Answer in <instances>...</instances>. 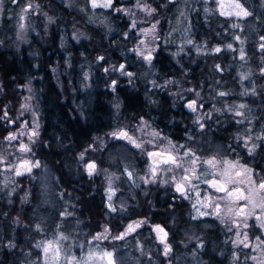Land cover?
<instances>
[{
    "label": "flooded vegetation",
    "instance_id": "obj_1",
    "mask_svg": "<svg viewBox=\"0 0 264 264\" xmlns=\"http://www.w3.org/2000/svg\"><path fill=\"white\" fill-rule=\"evenodd\" d=\"M141 2L150 5L152 8H157L156 12L162 14V22H160V26H158L157 29L161 27L163 28V31L162 33L156 32L159 39L157 40L158 47L153 53V62L158 59L157 55L162 54V59L159 62L165 61L167 65L166 67L169 68L170 63H175L172 59V42L167 43L166 41L168 39H173L172 41H175L176 37H170L172 20L176 16L181 5L185 4L184 13H188L190 20L185 22L184 31L182 37H180L182 42L181 45H183V55L194 56L196 58V64H193L191 59L188 61L184 59L182 61L184 64L175 63L181 77L186 78L185 71H190V68H193L196 69V72H192L195 75V78L191 80H193L196 85L197 83L200 84L204 81L206 86H217L219 81L214 79L207 80L205 79L206 76L201 74L200 69L202 63L205 62L207 56L216 57L217 55H222L226 56L225 62L227 68L233 70L235 67L234 56L240 55L239 49L242 47L245 55V59L242 61L246 62L245 66H242L243 71H245L243 76L247 75L250 77L243 80V84L245 83L248 88L252 90L248 97L239 95L237 97H225L229 103H233L235 102L234 100L237 99L247 101V120L243 123H236L237 118L235 116L232 117L227 114L215 113L214 108H212L213 102L210 100L216 97L217 93L222 90H216V95L211 93L210 97H207L209 101L207 102L205 109V113H212L211 119H208L210 122L207 124L210 128L206 129L205 127V129L201 131L197 130L194 125V133H196V137L193 138V129L185 126L186 114L191 115L190 113H192L186 109V104L193 99H191L192 97H186V89L184 92L183 90L177 91L178 84H168L165 87L167 90L170 88L176 90L164 91V94L166 95V98L164 99H167L166 101H168V103H172V109L171 112L167 113L169 117L166 115L165 117H161L162 120L159 117L157 121H155L156 125H161L160 128H156V131L160 133L161 137L165 138L157 141V145L159 147H168V142L171 141L172 144L177 146L183 145L184 148L192 147L202 160L213 156L216 157L217 160H219L218 158L223 157L231 159L235 158L240 165L254 170L253 179L257 183L264 180V141L255 140L256 136L264 135V73L261 71L264 69V66H262L260 70L261 79H253L250 74V69H248L247 66L251 51L248 46L249 42L243 34V32L248 29V21L251 18H253L252 28H256L260 20H264V6L258 5L255 0L250 1V6L245 2L239 1L252 13L249 17H240L239 19L236 16L229 17L227 15H221V12H223L221 11V1L218 4L217 0H196L192 2L176 0L175 3H169V0H141ZM113 7L131 9L135 15L137 12L143 13V11L135 8L136 0H114ZM108 14L114 19H112L114 27L116 29L120 27L122 28V31L117 30L116 32L109 33L105 28L99 27L100 33L97 34L96 39L100 40V44L102 45V48H99L102 50L99 56L104 57L103 61L99 60V63L97 64H90L89 55L90 51L93 49L90 48V34L88 32H86L87 38L83 39L81 43L75 44L72 42L69 47L66 46L65 48H61L58 45L57 40L60 39L62 35H66L67 32L66 34L60 32L55 36L54 40H56V42L52 49L49 50L50 55L54 56L55 60L58 59V56L69 55L73 52L80 55L81 59L83 58L82 65L77 63L72 64L70 67L71 69L69 70L61 68L64 74H66H61L62 76L64 75L67 77V72L71 73V89H66L64 93L62 90H60L61 92L59 91L53 77L52 72L55 65H50L48 68L50 69L51 76L55 82L50 91L52 99L51 114L53 117H57L58 115L63 117V122L57 118L54 119V132L58 128L59 123L64 125L73 137V141L71 142L73 144H69L65 150L85 151V162L95 161L97 166L101 169L100 174L91 177L88 176L85 169H82V175L79 178L71 179L69 182L70 191L67 193V196L62 198L63 201L67 198L64 202H66V210H70L71 213H73L72 222H81L84 229L88 232L100 230L102 226L101 222H103L100 210L108 211V200L106 198L104 176L102 175L104 167L106 165L114 166V164L115 166H120V162L123 163L122 151H128L131 153L132 158H138L139 164L142 166H144L147 161L151 163L148 156L145 158L142 157L141 159V155L138 153L140 152V149L134 148L123 139H115L110 135L119 130H126L129 131L130 134L133 133L136 136L135 130L139 125V120L137 121L134 119L135 114L138 111L150 110L151 108L147 104L148 97L146 96L148 94L147 88L150 81L138 79L137 75L138 70L144 69L147 65L142 59H137L136 53L132 51V49L138 44L136 39H142L144 37H142L140 32L136 30L138 28H131L130 19L132 16L124 12L114 13L113 11H110ZM118 21H120V26L117 28ZM234 24L238 25V27H233ZM125 34H127V38H125ZM237 34L241 36V39L243 38L242 41H244L242 44L233 39V35L235 36ZM68 35L70 36L69 33ZM186 39H191L193 44H187L185 42ZM261 41L263 40L261 39ZM203 42L206 43L204 52L201 51V44ZM235 42L237 43V46L234 48ZM217 43L223 44L224 46H226L225 44H232L233 49H236V51L228 49L226 46L221 52L215 53L213 49ZM261 44L263 43L258 44L260 51ZM107 54L109 56L108 58H106ZM262 55H264V52ZM120 64L125 65V69L131 71L133 76L128 77L122 75L119 71L113 70V66L118 67ZM31 67L37 68L35 65ZM152 67L153 66H151V68ZM105 68H108L109 71L105 72ZM237 69H239V67H237ZM23 71L25 74V83H27L28 79H30L31 76H34L37 72V70H34L32 74H29L27 73V70L24 69ZM38 72L41 74L42 78L46 77L43 72V67L39 68ZM189 76L191 77V75ZM87 78H89L88 81L91 79L89 84L91 82L93 83L92 89H90V87L87 89H81L83 80H87ZM113 80L116 81L114 91L110 87ZM181 82L183 88H185L186 83H188L187 79H183ZM79 84H81V86H79ZM45 87H47V85H45ZM231 88H234V90L237 88V91L242 88L239 80L232 82ZM89 89L92 91L90 92ZM212 92H214V90ZM179 93H181V95L184 94V98L187 100L185 105H183L184 102L180 101L181 95H179ZM229 93L233 95L231 91H229ZM235 94L236 93H234V95ZM219 102L220 101L218 100L216 101V103ZM170 115L178 118L176 119L177 121H175L174 118L172 121ZM71 120H73V122ZM249 129L251 130L250 132L248 131ZM206 131L213 136L221 132H224V134L227 135L231 134L233 136L232 139L236 141L234 145L236 153L232 156L230 152H219L217 149L218 144L206 142ZM247 135H251L253 140L260 145L252 155L248 154V149L244 147L243 141L237 139L238 137ZM55 138V146L57 149L60 147L58 141L59 138L57 136H55ZM192 138L195 142L194 144L190 143ZM184 148H180L179 151L183 152ZM148 150L156 149H153L151 146ZM112 156L113 159L111 158ZM196 167L198 169V174L200 175V180L196 182L198 184V191L200 192L199 199L204 200L206 197H211L214 200L216 196L220 195V193H216L214 189L210 188L208 184L203 182L204 180L212 178V170L208 165L201 164L200 162H197ZM136 186L137 190L140 191L138 192L140 194L139 197L144 198L145 196H155L157 206L161 205L167 207L168 205H172L173 207L183 209L186 205H189L191 208V205H193L191 200H197L195 193H192L189 198L185 199L180 193L175 191L173 186L170 188H163L157 185ZM152 190L155 192L154 194L151 193ZM223 205L224 202H221V207H223ZM116 206L120 205L116 204ZM200 211L207 213L203 216H198V214L196 216V219L202 221V226H207L209 229L220 228L223 230L224 227L227 229V226L224 225L225 222L221 223L220 219L212 213L211 204H209L208 207L201 208ZM117 212H119V210L113 213L115 214ZM156 223L160 224V226L168 233V229L163 223L160 221H157ZM207 223L210 225H206ZM248 225L249 227L242 228V230L247 232L261 231V227L259 226V222L255 219V216L248 219ZM166 242H169L168 239Z\"/></svg>",
    "mask_w": 264,
    "mask_h": 264
},
{
    "label": "trees",
    "instance_id": "obj_2",
    "mask_svg": "<svg viewBox=\"0 0 264 264\" xmlns=\"http://www.w3.org/2000/svg\"><path fill=\"white\" fill-rule=\"evenodd\" d=\"M250 6V1L253 0H240ZM258 5L264 6V0H255ZM34 4L38 6L40 13L36 15L35 21L38 25L43 24L45 15L49 16L52 20V24L49 27V31L41 29L42 34H46L45 45L39 47L36 42L28 45L20 50L9 47V44L5 41H0V110L7 111L8 117L6 119H0V146L6 144V137L11 133L21 128V116L19 115L22 103H23V90L24 86V69L29 74H32L34 70L43 67V72L46 77L42 78L47 87L41 94V107L43 111L44 127L40 136V141L36 142L34 146V152L37 158L46 160L55 169L58 181L55 183L57 191H63L67 194L70 191L69 182L72 178H79L77 175L69 173L66 169L65 157L67 160H74V150L72 153H68L62 149L65 145L73 144V137L69 133L64 125L58 124V128L54 132V119L62 120V116H52L51 114V88L55 82L51 76V71L48 68L55 62V57L50 55L49 50L54 46V38L60 32H68L71 27H79L85 32L90 34V62L93 64L99 63L97 57L102 52V45L100 40L96 39L98 33H100L99 26L90 23L86 20L85 14L79 9L69 7L59 0H32ZM250 8V7H249ZM157 9V8H154ZM160 9V8H159ZM44 12L45 14L43 15ZM39 16V17H37ZM162 14L155 12L149 16L147 13L137 12L131 19L136 20L137 26L151 27L152 24H160ZM118 19V17H117ZM240 19V18H239ZM253 18L248 21V29L243 34L245 35L248 46L250 48L249 60L247 61L248 69L253 79L259 80L261 67L264 66V50H259L258 44L263 43L261 36L264 37V20L258 23L256 28H252ZM244 21V20H243ZM120 21L117 23V28L120 26ZM251 27V28H250ZM138 28V27H137ZM118 31H122V28H118ZM138 30V29H136ZM163 28L159 27L157 32L162 33ZM100 44V45H99ZM101 46V47H100ZM70 55V54H69ZM71 56L80 59V55L76 52ZM163 55H157L158 59L152 62V68L146 66L144 69L138 70V79L147 80L150 78L152 71H157L156 79H163L159 77H179V72L175 63H170L169 68L166 67V62L161 61ZM61 57V56H58ZM108 54L106 58H108ZM226 56L217 55L216 57L207 56L200 72L203 76H206L207 80L219 81L217 86L207 85V87L214 90L213 95H216V90L231 91L232 82L237 81L236 69L237 67L245 66L246 62L242 61L238 55L234 56L235 67L233 70L227 68L225 62ZM238 63V66H237ZM25 65V67H24ZM37 66L32 68L31 66ZM219 65V69H217ZM34 69V70H33ZM195 75L191 74V79H194ZM188 84V83H187ZM44 88V87H43ZM203 99L207 97V92H202ZM186 97L191 98L195 95H189L185 92ZM147 104L150 106V110L138 111L135 114V120L145 118L151 126L160 128L161 125H156L155 121L160 117H165L168 112H171L172 103H168L164 98L166 95L164 91L160 93H148ZM237 97V94L230 95ZM3 111H0V116L3 115ZM171 116V115H170ZM172 117V116H171ZM61 118V119H60ZM177 121L176 117H172ZM14 121L9 123L8 121ZM162 120V119H161ZM160 120V121H161ZM73 122V120H71ZM171 121V122H172ZM63 122V120H62ZM185 126L193 129L192 136L196 137L195 126L190 120V115L186 114ZM209 129V125H206V129ZM207 132V131H206ZM188 135V133L186 132ZM54 136L59 138V145H53L52 139ZM191 136V137H192ZM190 143H195L194 140ZM207 143L218 144L217 149L219 152H230L233 156L236 153L235 143L236 141L231 134L227 135L224 132L215 134L214 136L206 133ZM235 150V151H234ZM128 151H122V161L129 163L130 166H140L138 158H132L127 155ZM66 160V161H67ZM75 162V161H74ZM31 176V177H30ZM17 177L19 187L15 193L11 196L1 194L0 195V264H30L32 259L39 256V250L36 247V243L40 242L44 238L49 237L53 232L55 221H59V213L52 214L54 216L53 221L48 222L53 217L49 212L43 210L40 206L39 198V179L32 175ZM129 182V180H128ZM130 183V182H129ZM132 192H140L135 185L128 184V190ZM129 190V191H130ZM152 194L155 192L152 190ZM28 194V195H27ZM128 209L124 215L123 221L120 226H116L120 221L122 214L115 213L113 216L117 218V221L113 219L111 223L106 211L100 210L103 222L101 224H108L111 226L114 235L122 232L125 224L130 219H145L148 224H144L135 234L127 236L123 240H114L112 243H107L106 248L115 251V255L121 257V261H117L116 264H229L232 248L228 234L220 228L209 229L207 226H202V221L194 218L191 215L189 205H186L183 209L168 205L163 207L157 206L155 196L140 197L135 200H128ZM129 210V211H128ZM132 211V212H131ZM112 217V216H111ZM157 221L163 223L169 233V243L172 244V249L167 256L163 254L164 251L160 249V246L153 243V234L151 232V225ZM150 222V224H149ZM36 225L40 226V230H37ZM204 225V224H203ZM210 225V224H206ZM214 225V224H212ZM211 225V226H212ZM138 236V237H137ZM136 237V238H135ZM141 240L142 244L148 245L147 247L136 250L134 245L135 241ZM143 239V240H142ZM11 245H14L12 247ZM147 253V254H146Z\"/></svg>",
    "mask_w": 264,
    "mask_h": 264
},
{
    "label": "rangeland",
    "instance_id": "obj_3",
    "mask_svg": "<svg viewBox=\"0 0 264 264\" xmlns=\"http://www.w3.org/2000/svg\"><path fill=\"white\" fill-rule=\"evenodd\" d=\"M62 3L68 5L69 7H74L76 9H79L81 12H83L85 14V18L88 22L93 23L99 27H103L105 28L109 33H113L116 32L117 29L114 27L113 25V18L111 17L110 14H108L110 11H112V9H105V8H96L93 9L91 7L90 4V0H59ZM114 1V0H113ZM127 1H133V0H127ZM181 1H196V0H181ZM221 1V11L223 12H228L230 11V5L233 3V0H220ZM240 1V0H239ZM29 3H31L33 5V10H30L28 12H22L23 8L26 7ZM184 6L185 4L181 5V7L179 8V10L176 13V16L174 17V19L172 20V24H171V30H170V37H176L175 41H172L170 39H168L166 42L167 43H171L173 45V56L172 59L176 64H181L183 63L182 61L184 59H186L187 61L191 59V61L193 62V64H196V58L194 56H190V55H183L184 51L181 49V39L180 37H182V33H183V29L185 27V22L189 19V15L188 13H184ZM137 10H140L139 8L135 7ZM142 11V10H141ZM114 12V11H113ZM38 13H40V10L38 9V6L36 4H34V2H32V0H17L16 3H13V0H4L3 5H0V41L1 42H7L9 44V47H12L14 49L20 50L21 48H24L28 45L33 44V42H36V44H39V47H42L43 45H45V41L46 40V34H42L40 31L41 29H44V31H49V27L52 24V18H50L49 16L45 15L43 24L38 25L37 22L35 21V16L38 15ZM43 15L45 14L44 12H42ZM114 13H118V12H114ZM120 13V12H119ZM143 13H146L143 11ZM183 13V15L181 14ZM21 15L24 16V19H21ZM39 17V16H37ZM113 19V20H112ZM119 20V19H118ZM131 22L134 19H130ZM21 24H23V31L21 32ZM235 25V24H234ZM158 26H160V24H157V28ZM240 27V26H239ZM139 28L141 29H145V28H150V27H146V26H138V32H139ZM241 28V27H240ZM251 28V27H250ZM158 30V29H157ZM66 34V31L64 32ZM68 33L70 34V36L68 35ZM68 35V36H67ZM23 37L22 39L20 37ZM239 36L240 40L241 36L240 35H233V39L236 42H241L240 40H236L235 37ZM87 38V34L86 32L79 28V27H71L70 30L67 32L66 35H62L60 37V39L57 40L58 45L61 48H65L66 46H70V43L74 42L75 44H79L83 41V39ZM145 39V43H148V41L150 40L149 38H142ZM54 40V39H53ZM141 40V38L136 39V42L139 43V41ZM244 41V40H243ZM56 40H54L53 44H55ZM159 42V41H158ZM235 42L234 44V48L235 46H237V43ZM153 44L155 45V47L157 48V40L153 42ZM225 44V43H224ZM227 46V44H225ZM226 46H224L223 44H216V47H220L221 49H224ZM205 47H206V43L203 42L201 44V51L204 52L205 51ZM72 54L68 55H62L61 57H58L57 60H55L54 62V67H53V77L55 79L56 82V86L57 88L63 91V93L69 89H71V77L70 74L67 72V77L64 76L66 74H64L63 70L66 69H71V65L72 64H79L82 65L83 61L80 57V59L78 57H74L71 56ZM135 57V56H134ZM137 59H141L139 56H137ZM240 57V55H239ZM205 58V57H202ZM153 62V61H152ZM144 63L151 68V66L153 65L151 63V65H149L146 61H144ZM90 64H93L90 62ZM184 64V63H183ZM64 67H63V66ZM94 65V64H93ZM62 68V69H61ZM237 69V68H236ZM196 72V69H191L190 71L187 70L185 71V77H181V74H179V77H164L162 78V75H159V77H161V79H163V82L161 80L156 79L157 77V71L154 69L152 71V74L150 75V78L147 79V81H150V84L148 85V93H152L155 92L160 93L162 91H166L167 88H165L168 83H166L167 81H172V84H178L177 87V91H182L184 92V90L186 89V93H189V95H195L194 97L192 96L191 99H195L198 101V103L202 102L204 107L202 109H200V115H204L205 113V109H206V105L207 102L209 101L207 99V97H210L211 93L213 90L209 87H207L204 83V81H202L200 84L197 83V85L195 84V82H193V80H191V77L189 75L192 74V72ZM245 71H243L242 67H240L235 73L237 75V80H239L241 87L238 91L237 88L236 90L231 89V93H236L239 96H245L248 97V95H250V91L252 92V90L250 88H248V86L244 83L243 84V80L246 79H242V76L244 74ZM61 74H64L63 76ZM247 76V75H244ZM247 78H250L249 76H247ZM89 78H87V80H83V84L81 89H87L88 87H90V89H92L93 83L91 82L89 84L88 81ZM183 79H187L188 84L186 83L185 88H183V84H182V80ZM144 80V79H143ZM153 81H155V85L153 84ZM80 83V82H79ZM45 81L42 79V76L39 72H36V74L34 76H31L30 79H28V82L24 84V86L21 87V89L23 90V103L24 104H29L30 108L29 109H24L23 107H21L20 113L19 115L21 116V128H19L18 130H16L15 132H11L12 133H16L18 138L15 141L9 142L6 141V144L3 146H0V156H4L6 159V163L3 165H0V195L1 194H5V195H13L15 193V191L17 190V188L19 187L18 181H17V177L20 176H16L14 170L13 171H9L6 170L9 168L10 165L12 164H16L19 162V158H27L33 162L35 161H39L40 167L38 168H33L31 174H24L23 176L26 175H32L33 177H38L39 179V198H40V206L43 207V210H45L46 212H49L51 215L59 213L60 215V219H58L59 221H55L54 224V229L53 232L50 233L51 235L47 238H44L43 240H41L40 242H37V244H45L48 241H56L59 239L60 235L62 234L63 236L67 237L66 240H60V245L62 248L61 251V256L58 260V262L56 260H53L51 257L53 255L52 250H50L48 256L46 257L42 247L37 249L39 250V256L32 259L30 264H66V260L64 257V252L65 251H69L71 252V254L75 257H77L78 260L83 261L86 257L88 252L90 251H95V252H100V251H111L114 253V259L115 261H121V257H117L115 255V251L114 250H110L107 249L105 246L108 243H112L113 239L112 237L116 236L114 235V232L111 229V226L108 224H105L101 226L99 231H94V232H88L84 229L83 225L81 222L79 223H73L72 222V215L71 216H62L61 213L64 212L66 210V202H64L65 200H67V198H65V200L63 201L62 198H64L65 196H67V194H64L63 191H57V186L55 185V183L58 181V177L57 174L55 173V169L52 167V164H49L45 159L42 160L40 158H37L34 152V146H36V142L40 141V136L43 132V127H44V120L42 119L43 117V111H42V107H41V94L44 92L45 90ZM79 86H81V84H79ZM44 87V88H43ZM29 88H31V92H29ZM89 91L91 92L92 90ZM189 89H194L195 92L193 91H188ZM169 91H175L176 89L170 88L168 89ZM167 90V91H168ZM61 92V91H60ZM196 92L200 93V96L197 97L196 96ZM202 92H207V97L203 100H201L203 98V94ZM227 92V91H225ZM229 93V92H227ZM92 94V93H91ZM179 95H181V93H179ZM231 94L229 93V95L225 96V97H229ZM183 96V97H182ZM26 97H28L29 99H25ZM212 97V96H211ZM225 97H220L218 95H216V97H214L212 100V108H214V112L215 113H220V114H227L229 116H234L233 113L231 111H228L227 109H234V108H238V106L240 104H244L246 107L243 109H239L241 112L244 113V115L242 117H237V120H243L246 121L247 120V116H246V108H247V101H242V99H237L234 100L235 102L233 103H229V101H227V99H225ZM183 103V105H185L187 103V100L184 98V94L181 95L180 98ZM220 101L219 103H216V101ZM221 109L220 112H217L215 109ZM190 119L192 120L193 124L196 126L197 130H200L198 124L195 122V118L197 113H190ZM206 119V120H205ZM204 119V123L205 125H207L210 121L205 117ZM146 121L148 123V125H150V128H146L143 132L138 131L137 127L135 130L136 133V137H138L141 141H148L150 139H152V137L150 135H148V133L150 131H156V128L154 126H151V124L145 120V119H140L139 125L141 124V121ZM236 120V119H235ZM236 120V121H237ZM36 124L39 125L38 127V133L39 135L36 137H32V139H29V136L31 135V131L32 129L36 126ZM25 125H27V127H25ZM21 130H23L24 135H20ZM157 132V131H156ZM133 134V133H132ZM32 141H35V143H33ZM59 141V140H58ZM56 142V138L54 136V138L52 139V143L53 145H55ZM157 142V141H156ZM21 143H25L28 144L30 146V148L32 149V151L30 153H20L17 149L19 147V145ZM65 148L62 149H66L68 147V145L64 146ZM151 145L145 143L144 144V148L145 149H150ZM186 148H190L192 149V151L195 152V150L192 147H186ZM185 149V148H184ZM66 151V150H65ZM74 151V150H73ZM77 151V150H76ZM68 153H72V150H69ZM84 153V160L80 159V154ZM141 155V159L142 157L145 158L147 157V155L145 154L144 151L140 150V152H138ZM180 154H183V152L180 151ZM75 157L74 160L71 158L69 160L66 159L65 157V164H66V169L69 173L71 174H82V169H85V156L86 153L85 151L79 150L76 153H74ZM127 155L131 156V153H128ZM132 157V156H131ZM113 159V156L111 157ZM123 158V157H122ZM148 159V158H147ZM219 160H230L235 162L237 159H231L228 157H223V158H218ZM67 160V161H66ZM75 161V162H74ZM149 165L150 163L147 161V163L142 166H138V167H134V166H130L129 163L127 164V162H120V166H109L106 165L104 167L103 170V176H104V182H105V191H106V198L108 197V184H109V180L108 177L111 176L112 177V186L113 188L116 190L115 195L113 196V200L112 203L114 206H116V204H119L120 206H116L117 211L119 210V212L122 214V216L120 217V222L116 224V226H120L121 222L123 221L122 218H124V215L128 209V204L127 201L128 200H135L140 198V194L138 192H132L130 189V191L128 190V184L129 185H143V186H160L163 188H170L173 185L169 182V183H165L166 180L169 179V177L172 175V173H168L167 175H163L158 177V181L156 183H150V184H146L144 182L143 179H141L142 177H147L149 176ZM127 168L129 171H131L133 173L134 176V182L133 180H129L126 173L124 172V169ZM101 173V169L98 167L97 169V174L98 175ZM31 177V176H30ZM77 177H80L79 175H77ZM243 176L241 177H236V179H242ZM129 180V182H128ZM135 185V186H136ZM137 187V186H136ZM174 187V186H173ZM28 195V194H27ZM108 200V199H107ZM116 201V202H115ZM193 205H191V208L189 209V211L191 212L190 214L193 215L194 217L197 216V209H201L204 208L202 205L197 204L196 201L197 200H191ZM223 203V201H221ZM109 202H107L108 204ZM245 202L241 201L240 204L243 205ZM194 204L196 205L194 207ZM123 205L124 210H120L121 206ZM200 206V207H199ZM224 207V205H223ZM222 207V209H223ZM107 213L106 216L108 215V217L110 219H112L110 222H112L113 219H115L117 221V218L113 217L115 214L113 212H111L109 210V208L107 209ZM129 211V210H128ZM247 211V209H246ZM68 212L71 213L70 210H68ZM132 212V211H131ZM256 214H259V210H257ZM52 215V216H53ZM112 216V217H111ZM137 215H135V219H130L127 221V223L124 226L123 231L126 229L127 225L134 222V221H140V220H145V219H139L136 218ZM54 216L50 218V220L48 222L53 221ZM229 221L226 219L225 220V224L227 226V229L224 227V232L226 234H228V239L230 240V245L232 248V252L230 255V263L229 264H257V261H254L253 259H251V257L255 256V257H261V250L257 249L255 251H253V248H255V246L259 243V241L257 240V237H259L260 241H264V228H261V231H250L247 232L245 230H240L241 231V239L243 238V233L246 232L248 235V241L247 243H249L252 247H243V245L237 247L236 246V231L237 229L234 227L232 228L231 231H229ZM73 224V226H72ZM148 224V221L147 223ZM150 224V222H149ZM153 225H160L158 223L152 224L151 225V232L153 234V238L152 241L153 243L157 244L160 246V249L163 251L164 249V244L160 242V240L157 238V234L152 230V226ZM144 226V225H143ZM142 226V227H143ZM140 227V228H142ZM105 228H108L110 231L107 234L108 238L104 239V240H100V241H94L93 243H89L90 240H92V237L100 234V233H104ZM139 228V229H140ZM139 229H137L134 233L135 234ZM122 231V232H123ZM120 232V233H122ZM118 233V234H120ZM117 234V235H118ZM131 235V234H130ZM161 235H163L161 233ZM138 237V236H137ZM169 236L167 235L166 237V241L168 239L169 241ZM136 238V237H135ZM138 241L134 242V245L136 247V250H140L141 248L147 247L148 245H151V243H148V245H143L141 240H139V238H137ZM143 240V239H142ZM169 243V242H168ZM81 245H83V247H81ZM169 245L171 246L172 249V244L169 243ZM262 248H264V245L261 246ZM147 254V253H146ZM164 254V252H163ZM239 257V259H236V257ZM90 264H105L104 261H100V260H95L93 262H90Z\"/></svg>",
    "mask_w": 264,
    "mask_h": 264
},
{
    "label": "snow or ice",
    "instance_id": "obj_4",
    "mask_svg": "<svg viewBox=\"0 0 264 264\" xmlns=\"http://www.w3.org/2000/svg\"><path fill=\"white\" fill-rule=\"evenodd\" d=\"M4 0H0V5H3ZM17 0H13V3H16ZM176 0H169V3H175ZM217 3H220V0H217ZM91 7L93 9L96 8H105V9H112L114 12H124L130 16L135 15L131 9H122L118 7H113V0H90ZM136 7L140 10L147 13V15L151 16L156 12V9L152 8L150 5L146 3H142L141 0H136ZM230 11L228 12H221V15H227L229 17L236 16L238 18L243 17H249L252 15L250 11H248L247 8L244 7L242 3L239 2V0H233V3L230 5ZM30 10H33V5L29 3L26 7L23 8L22 12H28ZM183 15V13H181ZM21 19H24V16L21 15ZM159 23V21H157ZM157 23H154L151 25L150 28L145 29H139L140 35L144 38H149L150 40L148 43H145V39H141L137 46L132 49L133 52L136 53L137 56H139L143 61H146L149 65H151L152 60L154 59L153 53L156 51V47L153 44L154 41L158 40L159 37L156 35L157 32ZM21 32L23 31V24H21ZM233 27H238V25H233ZM131 28L136 29L137 28V22L136 20H132L131 22ZM23 38L22 36L20 37ZM125 38H127V34H125ZM236 40H240L239 36L235 37ZM262 40H264V37H261ZM187 44L192 45L193 41L191 39H186L185 41ZM243 41H241V44ZM228 49H233L232 44L227 45ZM261 50H264V44L260 45ZM181 49H183V45H181ZM220 47H216L213 49L215 53L221 52ZM236 51V49H233ZM240 53V59H245L244 55V49L241 47L239 49ZM98 60L103 61V56H98ZM217 69H219V65L216 66ZM114 71H119L122 75L132 77L133 73L131 71H127L125 69V65L120 64L118 67L113 66ZM105 72H108L109 69L105 68ZM262 73H264V69L261 70ZM242 79H247V76H242ZM131 82V81H129ZM166 83L170 84L172 81H167ZM153 84L155 85V81H153ZM116 81L113 80L110 87L115 90ZM29 92H31V88L28 89ZM188 91L195 92L194 89H189ZM197 97L200 96L199 92L195 93ZM220 97H225L229 95V93L225 91H219L217 93ZM25 99H29L26 97ZM24 109H29V104L22 105ZM186 107L191 110L193 113H197L195 122L198 124L201 131H203L206 127L205 123L203 122L205 117L207 119H211L212 113L207 112L204 113V115H200V109L204 107L203 103H198L197 100H191L186 104ZM246 106L244 104H240L238 108L234 109H227L228 111H231L234 116L242 117L244 115L243 112H241L239 109H243ZM217 112H220L221 109L217 108L215 109ZM3 111V110H0ZM8 117L7 111H3V115L0 116V119H6ZM9 123H14V121L9 120ZM243 120H237L236 123H243ZM27 127V125H25ZM38 127L39 125L36 124V126L32 129L31 135L29 136V139L31 140L32 137H36L39 135L38 133ZM146 128H150V125L146 121H141V124L137 126L138 131L143 132ZM251 131L250 129L248 130ZM20 135H24L23 130H21ZM115 139H123L127 143L131 144L134 148L140 149L145 152V154L149 157L151 160V163L149 165V176L142 177L141 179L144 180L146 184L150 183H156L158 181V177L167 175L168 173H172V175L169 177L168 180L165 181V183H171L175 191L180 193L181 196H183L185 199L189 198V196L192 193H195L197 196V204L202 205L203 207H208L209 204L212 206V213L220 219L221 223H224L227 219L229 223V231L232 230V228H236V246L239 247L243 245V247H252L248 241V235L246 232L243 233V238L241 239V229L249 227L248 225V219L250 217L255 216V219L259 222V226L261 228H264V180H261L259 183H257L253 179V172L254 170L248 167H245L243 165H240L238 161H229V160H217L216 157H210L207 159H201V157L192 149L185 148L183 151V154H180L179 149L184 148L183 145H174L171 143V141L168 142V147H159L156 143V141H159L161 139H165L161 137L159 132L156 131H150L148 135L152 137V139L148 141H141L138 137H136L134 134H130L129 131L126 130H119L117 132H113L110 134ZM18 136L16 133L9 134L5 139L9 142L17 140ZM238 140L243 141L244 147L248 149V154L252 155L254 151L260 147L252 138L251 135L247 136H241L237 138ZM255 140H261L264 141V135H258L256 136ZM35 143V141H32ZM147 143L152 146L153 149L156 150H147L144 148V144ZM20 153H30L32 149L28 144L21 143L17 149ZM96 150V149H93ZM87 151V150H86ZM80 159L84 160V153L80 154ZM197 162H200L201 164H206L209 166L211 171V179L204 180L203 182L208 184V186L216 193H220V195L216 196L213 200L211 197H206L204 200L199 199L200 192L198 191V184L197 181L200 180V175L198 174V169L196 167ZM6 163V159L4 156H0V165H3ZM40 167L39 161H31L27 158H19V162L16 164H12L9 166V171L15 172L16 176H22L24 174H31L33 168ZM98 166L95 161L87 162L85 164V171L87 172L88 176L91 177L95 174H97ZM124 172L126 173L129 180H133L134 182V176L131 171H129L127 168L124 169ZM242 179H236V177H241ZM109 184H108V204L107 207L111 212H116L117 208L113 205L112 200L113 196L115 195L116 190L112 186V177H108ZM243 186V187H241ZM207 201V202H206ZM221 201L224 202V207L222 209L221 207ZM241 201H244L245 203L243 205L240 204ZM196 205L194 204V207ZM247 209V211H246ZM120 210H124L123 205L121 206ZM259 210V214L257 215L256 212ZM198 216L206 215L207 213L201 212L199 209H197ZM62 216H71L72 213L65 210L61 213ZM196 218V217H194ZM146 220H140V221H134L127 225L126 229L112 237L114 240H123L130 234L134 233L137 229L142 227L144 224H146ZM37 230H40V226L36 225ZM152 230L157 234V238L160 240L161 243L164 244V255L167 256L168 253L171 251V246L166 242V237L168 233L165 231L163 227L160 225H153ZM109 229L105 228L104 233L97 234L92 237V240L89 241V243H93L94 241H100L108 238ZM161 233L163 235H161ZM67 237L60 235L59 239L56 241H48L45 244H37L36 247L40 248L42 247L43 252L45 256L47 257L50 250H52V259L56 260L58 262L60 256H61V245L60 240H66ZM257 240L259 243L253 248V251L260 249L261 250V257H251L254 261H257V264H264V248L261 246L264 245V241H260L259 237H257ZM14 247V245H11ZM83 247V245H81ZM64 257L66 260V264H90V262H93L95 260L104 261L105 264H116V261L114 259V253L111 251H90L87 254V257L81 261L78 260L77 257L73 256L69 251L64 252ZM236 259H239L237 256Z\"/></svg>",
    "mask_w": 264,
    "mask_h": 264
},
{
    "label": "water",
    "instance_id": "obj_5",
    "mask_svg": "<svg viewBox=\"0 0 264 264\" xmlns=\"http://www.w3.org/2000/svg\"><path fill=\"white\" fill-rule=\"evenodd\" d=\"M186 109L188 110V111H190V112H192L191 110H189L187 107H186ZM151 161V160H150ZM23 176V175H22Z\"/></svg>",
    "mask_w": 264,
    "mask_h": 264
}]
</instances>
